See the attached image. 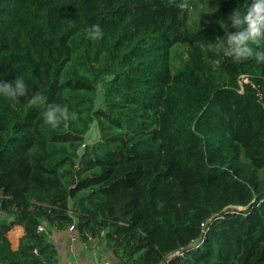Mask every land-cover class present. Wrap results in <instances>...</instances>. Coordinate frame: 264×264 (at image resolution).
<instances>
[{
    "label": "trees",
    "instance_id": "1",
    "mask_svg": "<svg viewBox=\"0 0 264 264\" xmlns=\"http://www.w3.org/2000/svg\"><path fill=\"white\" fill-rule=\"evenodd\" d=\"M250 2L0 0V80L78 113L0 96V264H57L56 234L114 264H264V64L208 48Z\"/></svg>",
    "mask_w": 264,
    "mask_h": 264
},
{
    "label": "clouds",
    "instance_id": "2",
    "mask_svg": "<svg viewBox=\"0 0 264 264\" xmlns=\"http://www.w3.org/2000/svg\"><path fill=\"white\" fill-rule=\"evenodd\" d=\"M175 2V0H170ZM182 11L189 10V0H180L176 5ZM223 21V20H222ZM220 21L221 26L224 25ZM230 30L224 31V38L208 45L209 50L217 56L231 58L234 62H243L254 59L264 64V0H251L246 4V10L235 8L227 17ZM89 40L95 42L104 38V30L100 23L93 24L85 29ZM214 63H219L215 61ZM0 96L13 102L24 98L32 106L42 109L40 116L52 128H58L62 123L78 119V113L70 111L66 106L50 103L40 91H33L22 76L6 81L0 80ZM162 206V205H160Z\"/></svg>",
    "mask_w": 264,
    "mask_h": 264
},
{
    "label": "crops",
    "instance_id": "3",
    "mask_svg": "<svg viewBox=\"0 0 264 264\" xmlns=\"http://www.w3.org/2000/svg\"><path fill=\"white\" fill-rule=\"evenodd\" d=\"M24 234L21 226H16L9 233V240L14 250L18 249L20 238ZM59 249V258L57 264H66L67 261L77 259L81 264H104L106 262L114 264V259L110 252L103 246L98 249V242L94 241L91 245L81 246L73 242L67 234H56L53 238Z\"/></svg>",
    "mask_w": 264,
    "mask_h": 264
},
{
    "label": "rangeland",
    "instance_id": "4",
    "mask_svg": "<svg viewBox=\"0 0 264 264\" xmlns=\"http://www.w3.org/2000/svg\"><path fill=\"white\" fill-rule=\"evenodd\" d=\"M207 12H208V10H207V7L205 5L200 6L199 10L197 11V15L192 17V22L195 24V23H198L199 20L210 18V13L208 14ZM99 92L100 93H99V98L97 100V107H103L101 88H99ZM98 139H99V129H98L97 123L94 122L91 125V129L86 136V142L89 144H92V143L96 142ZM0 219L1 220L6 219V216L0 214ZM97 246H98V249H100V250H101V248H103V245L101 243H98Z\"/></svg>",
    "mask_w": 264,
    "mask_h": 264
},
{
    "label": "built area",
    "instance_id": "5",
    "mask_svg": "<svg viewBox=\"0 0 264 264\" xmlns=\"http://www.w3.org/2000/svg\"><path fill=\"white\" fill-rule=\"evenodd\" d=\"M39 229L42 230L43 228L40 227ZM72 231H73V227L70 228V232H71V233H72ZM71 238H72V240H73V242H74V239H73L72 236H71ZM66 264H81V263L79 262V260H77V259H73V260H69V261H67ZM104 264H110V263L106 262V263H104Z\"/></svg>",
    "mask_w": 264,
    "mask_h": 264
}]
</instances>
